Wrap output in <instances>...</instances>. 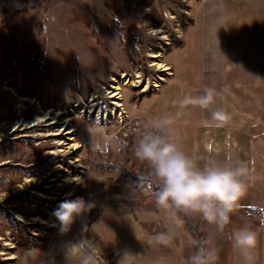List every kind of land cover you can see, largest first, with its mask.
I'll use <instances>...</instances> for the list:
<instances>
[{
    "label": "rangeland",
    "instance_id": "374dc122",
    "mask_svg": "<svg viewBox=\"0 0 264 264\" xmlns=\"http://www.w3.org/2000/svg\"><path fill=\"white\" fill-rule=\"evenodd\" d=\"M222 2L0 0V264H27L32 253L41 250L44 258L54 253L57 261H65L63 244L80 233L81 222L61 235L53 212L62 201L76 197L96 203L86 216L85 235L102 249L106 264H134L123 252H135V233H140L136 213L147 221L144 232H164L150 221L159 209L153 188L147 183L135 186L132 178L150 175L133 148L154 120L170 112L164 102L172 101L177 117L182 100L190 96L184 95V87L196 86L197 96L203 94L206 75L199 84L198 77L189 83L188 74L180 73L172 61L174 52L191 42L201 11L208 12L209 20L246 23L248 17L254 26L264 20V7L258 3L235 8L238 13ZM219 9L225 13L219 15ZM229 56H217V64L212 57V65L203 67L222 66L224 75L234 64ZM152 61L170 69L158 71ZM189 68L183 66V72ZM136 74L139 77L133 78ZM224 81L228 84L216 90L217 98L231 96V80ZM115 85L121 88V107L110 103ZM171 85L176 86L172 99ZM15 95L34 102H18ZM188 106L186 112L204 113ZM47 110L52 112L38 121ZM55 111L61 114L50 123ZM65 117L69 121L62 123ZM70 127L74 131L66 133ZM121 139L127 146L118 150L116 140ZM59 141L64 145H57ZM65 146L69 154L59 151ZM120 168L132 179L124 178ZM189 217V225L203 240L194 215ZM119 237L125 242L115 240Z\"/></svg>",
    "mask_w": 264,
    "mask_h": 264
},
{
    "label": "crops",
    "instance_id": "0c3cea01",
    "mask_svg": "<svg viewBox=\"0 0 264 264\" xmlns=\"http://www.w3.org/2000/svg\"><path fill=\"white\" fill-rule=\"evenodd\" d=\"M223 1L222 6L225 9L236 12L238 11L235 8H244V4L248 8L254 3L264 7V0ZM218 13L222 15L225 11L219 9ZM207 14L206 10L200 12L201 22L192 31L191 42L186 44L187 47L185 46L186 49L183 51L174 52L172 61L176 62L175 68L180 73L188 74L189 83H194L198 77L199 84V78H203L205 74V88L221 89L223 85L228 84L224 79L230 78L231 96L225 99L216 98V103L209 109H204V113L200 115L186 112L189 106L184 105L182 113L179 107L177 117L171 108L172 101L168 100L164 102L170 109L166 115L173 118L175 135L191 155H211L224 159L231 153L234 159L238 158L247 163L249 172L242 177L246 189L237 202L238 206L233 209L229 224L224 230L218 231L215 225L207 223L198 215H194L193 223L200 228L199 233L203 240L210 237V243L220 249L217 264H244L243 257L233 247L228 237L234 226L247 225L257 235L256 246L251 250L255 264H264V20L254 26L248 17L246 23H243L235 18L209 20ZM212 25L214 28L210 29L209 26ZM224 52L230 55L228 58L234 63L224 75L222 66L203 67L206 63L212 65V57L217 64V56L221 57ZM178 58L181 61L178 62ZM239 60L244 63L240 64ZM187 64L190 68L183 72V66ZM195 87H184V95L197 97V89H193ZM168 89L172 99L176 86L171 85ZM180 95L182 96L181 93ZM198 107L197 111L200 112L202 108ZM217 108L225 110L230 115V120L224 127H215V122H212L213 126H207L206 122L211 121V113ZM156 215L152 216L150 221L159 223L164 230L163 233L171 232L173 239L166 244L156 243L154 238L161 233L144 232L142 224L147 221L137 218L136 213L135 225L140 233H135V252L132 255L125 251L123 255H127L126 260H133L134 264H183L189 251L186 242L188 233L183 226L176 227L172 224L161 209H158ZM86 223L89 226V221ZM120 223L123 226L124 223L122 221ZM115 240L125 242L121 237ZM43 251L33 252L31 262L28 259L27 264H45V258L41 255ZM69 262L72 264L68 259L56 260V264Z\"/></svg>",
    "mask_w": 264,
    "mask_h": 264
},
{
    "label": "clouds",
    "instance_id": "9594fccd",
    "mask_svg": "<svg viewBox=\"0 0 264 264\" xmlns=\"http://www.w3.org/2000/svg\"><path fill=\"white\" fill-rule=\"evenodd\" d=\"M147 24V22H145ZM218 42V41H217ZM216 89L205 88L202 95L186 96L182 105L199 106L209 109L216 103ZM230 115L222 108L211 113L207 126L224 127ZM174 120L164 115L154 120L136 140L133 153L138 161L148 165L150 175L137 178V186L146 183L154 197L156 206L176 227L184 225V216L198 215L207 223L223 231L229 224L230 215L246 189L242 177L249 172L247 163L233 158L229 153L224 159L214 156H194L179 142L173 129ZM116 139L115 137L113 138ZM118 150L127 146L126 140H116ZM96 203L83 197L62 201L53 212L59 222L58 231L66 235L73 225L81 222L80 233L63 244L65 258L72 264H106L102 249L87 235L86 216ZM156 243H168L173 239L171 232L155 236ZM228 239L243 257L244 264H255L252 249L257 243V235L247 225L234 226ZM211 238L200 240L191 233L186 242L189 249L183 264H217L220 249L210 243ZM45 264H56L55 254H46Z\"/></svg>",
    "mask_w": 264,
    "mask_h": 264
},
{
    "label": "bare ground",
    "instance_id": "6f19581e",
    "mask_svg": "<svg viewBox=\"0 0 264 264\" xmlns=\"http://www.w3.org/2000/svg\"><path fill=\"white\" fill-rule=\"evenodd\" d=\"M151 57H157L156 55H151ZM179 60H178V62L179 61H181V59L180 58H178ZM194 59H195V56H194ZM150 65L151 66H155L156 67V69L158 70V71H167V70H169L170 68L168 67V65H166V64H163V63H160V62H157V61H152L151 63H150ZM124 76V75H123ZM139 77V75H135L133 78H138ZM159 79H161V78H159ZM134 81V80H133ZM137 81V80H136ZM129 82V80L128 81H126L125 80V82L124 83H128ZM115 83H117L116 81H115ZM154 85H156V84H154ZM112 87V89H113V91H110L109 93H110V96H109V98H111L112 100H111V104H113L115 107H121L122 105H121V103L119 102V100L121 99V97H122V95L120 94V90H121V88L118 86V85H115V86H111ZM2 89H6V90H9L8 88H2ZM16 96V100L18 101V102H29V103H32V102H34V100L32 101V100H30V99H28V98H26V97H20V96H17V95H15ZM15 107L16 108H19V107H21V105H15ZM50 112H52L51 110H47V111H45V112H41V117L39 118V119H37L38 121H42V120H44L46 117H47V115L50 113ZM61 113L59 112V111H55L54 113H53V119L51 120V122L50 123H54V118L55 117H57V116H59ZM67 121H69V119L67 118V117H65L64 119H62V123H67ZM49 123V124H50ZM74 131V128L73 127H70L68 130H67V132L66 133H69V134H71V132H73ZM53 135H58V133H54ZM56 144L57 145H64L63 144V142H61V141H59V142H56ZM66 147V146H65ZM66 149V150H65ZM63 151V153L64 154H69L70 153V148L69 147H66V148H64V149H59V151ZM48 153H53L52 151H49ZM72 163H75L77 166H79V164H77V160L76 159H73L72 161H71ZM27 180V179H26ZM66 181L67 182H72L73 180L72 179H66Z\"/></svg>",
    "mask_w": 264,
    "mask_h": 264
},
{
    "label": "trees",
    "instance_id": "16d2710c",
    "mask_svg": "<svg viewBox=\"0 0 264 264\" xmlns=\"http://www.w3.org/2000/svg\"><path fill=\"white\" fill-rule=\"evenodd\" d=\"M117 171L118 172H120L123 176H124V178H131L132 177V175H131V173H129L127 170H125L124 168H120V169H117ZM133 178V180H136L137 181V179L136 178H134V177H132ZM131 178V179H132ZM130 179V180H131ZM135 186H137V183H136V185ZM153 188V187H152ZM153 190H155L154 188H153ZM185 217V219H184V226H185V228L192 234V235H194L195 237H197V234L195 233V230L194 229H192V227L189 225V216H184ZM198 238V237H197ZM199 239V238H198Z\"/></svg>",
    "mask_w": 264,
    "mask_h": 264
}]
</instances>
